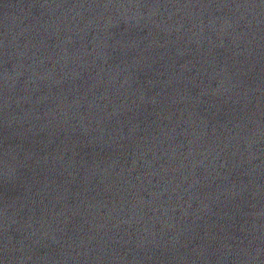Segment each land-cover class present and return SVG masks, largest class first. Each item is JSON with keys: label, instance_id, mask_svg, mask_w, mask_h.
<instances>
[{"label": "water", "instance_id": "water-1", "mask_svg": "<svg viewBox=\"0 0 264 264\" xmlns=\"http://www.w3.org/2000/svg\"><path fill=\"white\" fill-rule=\"evenodd\" d=\"M0 264H264V0H0Z\"/></svg>", "mask_w": 264, "mask_h": 264}]
</instances>
